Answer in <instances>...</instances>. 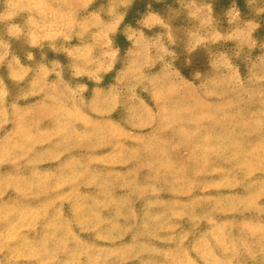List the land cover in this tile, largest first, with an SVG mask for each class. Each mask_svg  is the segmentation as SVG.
<instances>
[{"label": "rangeland", "instance_id": "rangeland-1", "mask_svg": "<svg viewBox=\"0 0 264 264\" xmlns=\"http://www.w3.org/2000/svg\"><path fill=\"white\" fill-rule=\"evenodd\" d=\"M0 264H264V0H0Z\"/></svg>", "mask_w": 264, "mask_h": 264}, {"label": "bare ground", "instance_id": "bare-ground-1", "mask_svg": "<svg viewBox=\"0 0 264 264\" xmlns=\"http://www.w3.org/2000/svg\"><path fill=\"white\" fill-rule=\"evenodd\" d=\"M155 215V214H154Z\"/></svg>", "mask_w": 264, "mask_h": 264}]
</instances>
